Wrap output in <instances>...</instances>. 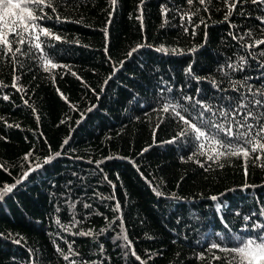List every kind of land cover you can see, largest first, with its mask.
I'll return each instance as SVG.
<instances>
[{"label":"trees","instance_id":"trees-1","mask_svg":"<svg viewBox=\"0 0 264 264\" xmlns=\"http://www.w3.org/2000/svg\"><path fill=\"white\" fill-rule=\"evenodd\" d=\"M52 2L0 49V264H227L213 242L264 232V151L209 160L162 109L264 113V3Z\"/></svg>","mask_w":264,"mask_h":264},{"label":"snow or ice","instance_id":"snow-or-ice-1","mask_svg":"<svg viewBox=\"0 0 264 264\" xmlns=\"http://www.w3.org/2000/svg\"><path fill=\"white\" fill-rule=\"evenodd\" d=\"M193 0H188V3L191 4ZM200 4H205L208 0H199ZM225 3L228 5V13L225 16V19L232 14V11L236 9L237 5L241 3V0H231V3L228 0H225ZM253 4L264 3V0H252ZM112 4H116V0H112ZM44 7L52 8V0H0V49L6 48L9 54L14 52H20V48H13V43L24 44V33L31 31H36L39 29V32L44 36L52 35L46 28H40L38 24L33 23L45 17L39 15L43 13ZM16 10V11H13ZM207 10V9H206ZM59 19V17H57ZM191 19V17H189ZM203 22V21H201ZM250 35V33H249ZM60 39V37H55ZM40 36L36 35L35 40L39 41ZM256 45L264 44V40H258L255 42ZM253 45H250V47ZM35 47L39 49L41 47L40 43H36ZM135 51V49H133ZM157 51H172L175 52V49H157ZM131 55V53H129ZM46 65H50L51 68H56L57 65L52 63L51 60H46ZM231 67V65H229ZM46 70L48 68L46 67ZM188 72H191V66L187 69ZM7 99V97H5ZM186 99L191 100L192 97H186ZM200 105L204 111H211L209 106H205L196 101V104L193 105L195 108L196 105ZM256 105H260L261 101L256 100ZM241 107H246V105H241ZM164 112L171 111L179 122H182L187 127L181 128L179 136H188L189 133L192 134V137L198 143L199 153L201 155H207L209 160L218 161L223 156H243L247 159L251 153H257L259 151H264V113L259 115H254L252 111H248L247 115L244 116L243 122L235 121L236 130H234L233 123H213L210 121H205L203 119L204 112H200L198 116L199 123L193 122V119L189 116L183 115L182 112H187V109L179 103L166 102L162 109ZM220 115L227 120L228 113L220 112ZM254 119L256 124L259 125L256 128L253 124L248 123L249 119ZM215 129V131H211ZM240 129H243L241 131ZM240 141V143H236ZM173 141H169L171 143ZM251 146L250 148L248 146ZM207 149V151H205ZM208 152H211V155H208ZM59 155V153H57ZM51 159V158H49ZM191 159V157H189ZM255 159L259 160L261 157L257 155ZM47 162V161H46ZM40 165H37L39 167ZM203 166V165H202ZM223 167V165H219ZM27 175V174H25ZM245 175H247V166H245ZM13 186H5L4 192H10ZM159 194V193H158ZM213 199H216L213 197ZM119 203L116 205V209L119 210ZM264 215V212L261 213ZM245 219H250V217H245ZM253 229H264V224H254ZM127 240V235L123 237ZM237 244L235 247H222L221 244L213 242L210 245L209 251L212 249H218L222 252L231 253V258H225L227 264H264V232H261L257 236L241 238L237 237ZM59 251V249H57ZM133 255L135 253L133 252ZM201 259H203V254H201ZM65 260H68V256H64ZM137 259L140 258L137 256ZM213 259L219 260L221 257L213 255ZM71 264H76L73 260Z\"/></svg>","mask_w":264,"mask_h":264},{"label":"bare ground","instance_id":"bare-ground-1","mask_svg":"<svg viewBox=\"0 0 264 264\" xmlns=\"http://www.w3.org/2000/svg\"><path fill=\"white\" fill-rule=\"evenodd\" d=\"M142 102H143V101H142ZM142 102H141V103H142Z\"/></svg>","mask_w":264,"mask_h":264}]
</instances>
